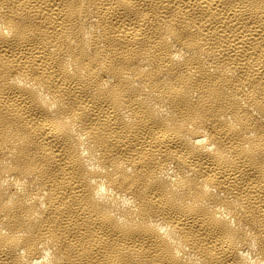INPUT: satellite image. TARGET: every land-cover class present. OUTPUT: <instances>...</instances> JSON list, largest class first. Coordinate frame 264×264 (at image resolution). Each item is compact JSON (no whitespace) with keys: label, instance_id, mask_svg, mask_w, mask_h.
Returning <instances> with one entry per match:
<instances>
[{"label":"bare ground","instance_id":"1","mask_svg":"<svg viewBox=\"0 0 264 264\" xmlns=\"http://www.w3.org/2000/svg\"><path fill=\"white\" fill-rule=\"evenodd\" d=\"M0 264H264V0H0Z\"/></svg>","mask_w":264,"mask_h":264}]
</instances>
